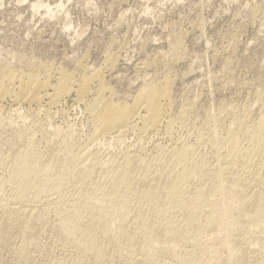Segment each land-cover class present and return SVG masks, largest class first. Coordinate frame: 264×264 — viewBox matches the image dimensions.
Wrapping results in <instances>:
<instances>
[{
  "label": "bare ground",
  "instance_id": "obj_1",
  "mask_svg": "<svg viewBox=\"0 0 264 264\" xmlns=\"http://www.w3.org/2000/svg\"><path fill=\"white\" fill-rule=\"evenodd\" d=\"M45 69L0 73V128H13L0 137V246L17 264L32 253L45 264H264V112L220 133L196 128L189 142L191 130L174 136L187 113L166 115L169 78L143 82L129 104L99 68L77 81ZM73 93L88 122L80 137L50 121ZM155 134L170 142L151 144Z\"/></svg>",
  "mask_w": 264,
  "mask_h": 264
},
{
  "label": "rangeland",
  "instance_id": "obj_2",
  "mask_svg": "<svg viewBox=\"0 0 264 264\" xmlns=\"http://www.w3.org/2000/svg\"><path fill=\"white\" fill-rule=\"evenodd\" d=\"M107 57H112L111 67ZM31 62L39 72L61 70L75 81L99 68L114 101L129 104L144 83L169 78L166 115L187 113L185 130L177 129L174 136L191 130L193 142L197 129L213 127L220 133L235 116L254 121L264 112V98L258 94L264 87V0H0V73L5 67L33 70ZM74 98L75 93L64 98L62 112L50 121L71 125L79 136L88 122ZM5 100L4 110L20 123L23 112L10 111L18 104ZM41 104L46 108L45 99ZM244 109L249 117L240 115ZM33 115L27 118L43 117ZM3 129L8 134L13 130L0 128L1 138L8 136ZM156 142L170 140L155 134L151 144ZM59 247L53 248L58 257L63 254ZM11 252L0 248V264H17ZM32 255L28 264L46 263L45 255Z\"/></svg>",
  "mask_w": 264,
  "mask_h": 264
}]
</instances>
